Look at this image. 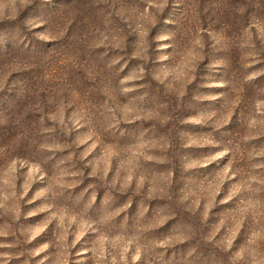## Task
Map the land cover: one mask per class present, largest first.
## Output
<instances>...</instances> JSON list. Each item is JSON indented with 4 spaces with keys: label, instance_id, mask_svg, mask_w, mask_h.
Wrapping results in <instances>:
<instances>
[{
    "label": "rangeland",
    "instance_id": "374dc122",
    "mask_svg": "<svg viewBox=\"0 0 264 264\" xmlns=\"http://www.w3.org/2000/svg\"><path fill=\"white\" fill-rule=\"evenodd\" d=\"M0 264H264V0H0Z\"/></svg>",
    "mask_w": 264,
    "mask_h": 264
}]
</instances>
